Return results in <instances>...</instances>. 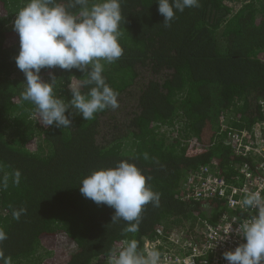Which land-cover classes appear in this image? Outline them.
Returning <instances> with one entry per match:
<instances>
[{"label":"trees","instance_id":"16d2710c","mask_svg":"<svg viewBox=\"0 0 264 264\" xmlns=\"http://www.w3.org/2000/svg\"><path fill=\"white\" fill-rule=\"evenodd\" d=\"M26 2L0 0V264H109L133 239L144 253V241L160 231L198 238L201 225L219 221L226 208L220 198H188L187 182L206 167L229 183L241 180L244 164L260 175L261 159H244L224 142L264 119V0H199V7L176 11L170 27L157 0H120L123 55L101 61L119 108L84 120L70 107L66 128L40 123L36 106L22 98L13 22ZM58 2L72 13L81 7ZM88 70L42 68L40 76L55 77V95L68 102L72 89L94 86H81ZM121 160L160 194L159 206H144L135 233L128 222L112 221L113 208L79 191L91 172ZM255 215L250 208L234 212L239 221Z\"/></svg>","mask_w":264,"mask_h":264},{"label":"clouds","instance_id":"9594fccd","mask_svg":"<svg viewBox=\"0 0 264 264\" xmlns=\"http://www.w3.org/2000/svg\"><path fill=\"white\" fill-rule=\"evenodd\" d=\"M158 12L163 15L165 27L171 26L176 11L199 7V0H157ZM80 5L78 13H72L58 0H27L16 13L13 28L19 36V52L14 58L25 76V101L36 106L40 123L45 126L70 127L71 107L84 120L107 108H119L118 92L109 86L102 75L101 61L113 63L123 55L119 43L121 16L120 0H75ZM59 67L65 70L89 69L81 86L94 85L87 93L79 88L71 90L72 98L65 102L54 93L55 77L51 82L41 79L42 68ZM68 112V115L65 113ZM19 183V172L16 174ZM79 191L96 204L114 209L112 221L128 222V232L139 229L141 213L149 203L159 206L160 194L146 186V177L133 163L125 160L114 167L94 170L82 179ZM242 204L258 209L250 220L238 224L236 233L246 242L234 250L225 251L228 264H262L264 262V196L260 192L246 195ZM24 209L14 212L19 219ZM233 219V222H236ZM6 234L0 229V241ZM161 254L156 249L146 253L138 251V242L130 240L127 246L113 253L114 264H159Z\"/></svg>","mask_w":264,"mask_h":264},{"label":"built area","instance_id":"2783aa9c","mask_svg":"<svg viewBox=\"0 0 264 264\" xmlns=\"http://www.w3.org/2000/svg\"><path fill=\"white\" fill-rule=\"evenodd\" d=\"M228 137L224 143L232 144L236 153L241 157L250 158L257 164L260 163L258 159L262 160V165L261 163L259 165L260 175L254 176L246 164L239 169L241 180L238 183L227 182L215 167H206L194 175L186 184V191L192 193L188 198L195 200L220 198L224 201L226 212L214 224L204 222L198 238L186 236L182 240L180 248L183 258H180L182 255L174 257L165 254L159 264L162 262L164 264H228V261L223 258V253L234 250L238 244L246 242L242 236L237 235L236 229L239 222L243 223L248 220L239 221L234 216V212L246 210L242 201L247 194L260 192L264 196V119L250 132L232 133ZM250 210L256 215L259 211L255 208H250ZM233 219L237 221L233 222ZM165 239L169 240V237L160 231L155 239L145 240L144 253L153 248L159 250Z\"/></svg>","mask_w":264,"mask_h":264},{"label":"rangeland","instance_id":"374dc122","mask_svg":"<svg viewBox=\"0 0 264 264\" xmlns=\"http://www.w3.org/2000/svg\"><path fill=\"white\" fill-rule=\"evenodd\" d=\"M233 7L237 9L239 7V4H233ZM189 223L190 222H188L186 225H189ZM171 233L172 234L170 233L167 234V236L169 237V240L165 239L164 242H162L163 244L160 245V249L158 250L161 254L159 263L162 261L163 255L165 254H170L171 256H174V257H179L182 255L180 258H183L182 250L180 248V244L182 240L186 238V237L183 238L184 235H180L183 233V229L181 230L180 233H178V231L171 232ZM63 248L64 249L66 248V251L68 253H72L75 250V247L73 245L67 246V242L63 244ZM94 264H100V260L96 261ZM109 264H114V261L112 260ZM161 264H164V263L162 262Z\"/></svg>","mask_w":264,"mask_h":264}]
</instances>
